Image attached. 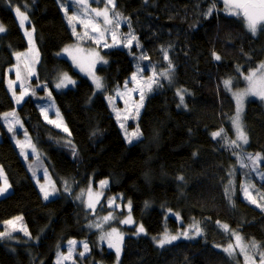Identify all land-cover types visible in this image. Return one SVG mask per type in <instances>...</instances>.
Instances as JSON below:
<instances>
[{"label":"trees","instance_id":"obj_1","mask_svg":"<svg viewBox=\"0 0 264 264\" xmlns=\"http://www.w3.org/2000/svg\"><path fill=\"white\" fill-rule=\"evenodd\" d=\"M16 7L28 15L40 55L30 86L34 93H53L70 136L45 122L43 99L30 96L17 105L9 91L15 55L29 49ZM114 12L136 42L104 52L108 64L98 68L104 91L95 96L92 83L58 57L75 42L59 0H0V25L6 29L0 35V118L16 112L23 132L46 155L57 185L70 188L45 201L12 140L23 133L0 123V168L12 188L0 198V225L20 217L30 233L19 245H0V264H54L73 240L89 244L86 259L96 264H244L240 254L229 256L223 247L235 233L253 253L264 251V104H247L243 125L249 145L235 147L236 105L225 81L243 88L242 79L264 61V28L253 35L220 0H115ZM142 55L164 71L171 64L172 76L147 97L138 121L141 139L129 145L107 98L134 73ZM64 74L76 86L57 93L53 85ZM249 155L261 157L260 178ZM103 180L109 181L106 197L130 202L136 222L120 225L125 234L120 259L86 229L97 213L83 211L75 198L79 189ZM102 206L100 212L109 210ZM192 224L201 226L195 238L164 247L155 242Z\"/></svg>","mask_w":264,"mask_h":264},{"label":"rangeland","instance_id":"obj_2","mask_svg":"<svg viewBox=\"0 0 264 264\" xmlns=\"http://www.w3.org/2000/svg\"><path fill=\"white\" fill-rule=\"evenodd\" d=\"M220 1L224 4L228 11V6L225 5L224 0ZM106 2L107 0H87L88 7L85 8L82 4L78 3L77 0H59L62 13L67 24L71 28L75 42L64 48L59 53L58 57L67 60L73 66L75 71H77L81 76L87 78L92 83L95 89V96L102 94L104 91L103 81L98 73L99 67H103L108 64V60L104 55V52L117 48H131L136 42V39L132 40L130 46H126L129 43L127 39L129 33H125L123 30L121 21L117 16L114 15L115 8L113 9L111 5H108V15L112 20V23L109 24H104L103 17H97L95 12L92 11V9L103 10ZM13 11L16 15L14 8ZM69 16H75L76 19L69 22ZM16 17L19 22L20 18L17 15ZM29 23V18L27 21H25L23 26H21L19 22L21 30L29 45V49L25 52L15 55L16 65L8 70L9 75L12 76L8 81L9 91L17 105L30 96L35 99L37 97L43 99L39 108L45 122L56 130L63 132L67 136H70L69 128L55 102L53 93L50 92V95L34 93L35 91L33 92L32 86H30L32 79H34L37 74L40 55L36 46L35 33L32 29H28L27 27ZM94 27L96 29L95 31L93 30ZM262 28H264V26H258V31L255 36L258 35V32ZM73 29H75V31H73ZM26 31L31 32V37L25 34ZM113 33L115 35H113ZM2 34H4V32L0 33V35ZM65 49H68V51H65ZM104 61H107V63ZM136 64L137 65L134 73L131 74L129 78L123 83V85L115 91L112 97L107 98L113 114L121 128L124 139L129 145H132L141 139V130L138 121L143 112L146 99L150 94L157 90L158 84H160L162 81H168L164 78L162 73L169 70L166 69L164 71L160 68V66L154 67L153 64L151 65L146 58H138ZM261 65H264V61L254 71L259 70ZM154 72L155 76H153ZM259 75L260 72L257 71V78ZM63 76H60L53 85L54 90L57 93L65 92L66 90L76 86V81L67 75L72 81H74V84L69 83L67 87L56 88V84L59 83L61 79H63ZM133 77H135V79H133ZM96 78H99L102 88H97L95 83ZM150 79L156 81L155 83L151 84V89L148 87ZM242 82L244 83V87L236 89V81L231 79V86L226 87L234 99L236 109L237 103L234 93L243 91L248 87V81L242 79ZM141 95L143 96V99H141ZM17 97H21L19 103H17ZM252 100H260L264 104V100H261L258 96H246L244 98L241 111L243 130V119L246 106ZM16 120H19V123H16ZM0 123L4 124L8 130L9 126L11 125L12 131L10 132L17 131V135L19 133H23V136L12 135V140L18 149L22 160L26 164L30 175L39 189L43 199L45 201H51L60 197L61 194L66 192L68 193L70 191L69 186L66 187L64 184L65 187H60L57 185L51 174L46 155L41 150H39L31 136L27 132H23L25 131V126L22 120L17 115L15 117L9 116L7 119H5V115H3L0 118ZM133 133H135V135H132ZM233 133L235 140L237 134L234 126ZM246 136L248 143L240 144V147L244 149H246L249 145L248 135ZM129 137H131L132 143L128 142ZM1 138L2 136L0 131V140ZM261 161L262 160H257L255 164H253L252 161L254 171L257 173L258 178L261 177V174L258 171V163ZM104 181L107 183H102ZM0 187H7L5 194L0 196V198H4L12 191L11 185L2 168H0ZM108 188L109 181L103 180L96 185L90 184L87 187L79 189L75 198L83 211L90 215L97 213L88 220L86 223V229L90 232H96V238L99 246H104L106 249L112 250L116 254L117 248H119V256L117 257L120 259L125 237V234L122 231L123 228H121L120 225L133 227L136 226V222L131 214V203L127 201L123 203L121 196L106 197ZM45 194H47V199H45ZM89 204L92 205L91 208L89 207ZM103 204L104 209H109L106 212H100ZM116 209L119 213L121 212L119 216L118 213L115 212ZM123 212H125L124 215L122 214ZM106 217L107 219H105ZM124 221H128V223H124ZM89 225H92V227H89ZM197 230H199L200 233L201 226L199 224H192L190 226H186L185 229L178 233L167 232V234L177 235L179 236V239L186 237L195 238L199 235L197 234ZM0 233H6V235L0 236V245L3 246L7 244L11 245L12 243L19 245L21 244L20 242L22 239L25 241L30 239L28 238L30 237L29 230L25 225L23 218L20 217L1 224ZM164 235L165 234L155 239V242L158 244V246L159 240L162 239ZM101 237H103V239H101ZM232 237V241L229 244L233 246V254H240L243 258L244 264H261L260 253H253L249 244H247L246 241L242 239V236H239L241 238L239 245L237 244L235 236ZM110 243L112 244V247H109ZM85 244H87V250H85ZM229 244L223 248L228 247ZM242 246H246L247 256L250 257V259L247 261L245 260V254L240 251V247ZM70 248L71 254L69 255ZM81 252L84 253L83 256L80 255ZM89 253L90 246L85 241H76L75 245L71 246L69 243H66L56 255L54 264H96L95 262L91 260L88 261L86 259V256ZM58 256L60 257L59 262ZM78 256L80 257V262L77 259ZM64 257H67V259H64ZM98 264L104 263L99 262Z\"/></svg>","mask_w":264,"mask_h":264},{"label":"snow or ice","instance_id":"obj_3","mask_svg":"<svg viewBox=\"0 0 264 264\" xmlns=\"http://www.w3.org/2000/svg\"><path fill=\"white\" fill-rule=\"evenodd\" d=\"M78 3L82 4L85 8L88 7L87 4V0H77ZM145 2H147V0H145ZM224 3L226 6H228V14L229 15H233V16H237L240 17L241 19H243L246 23V26L248 28V30L255 35L258 31V26H264V0H224ZM108 5H111L112 8H115V0H107L103 10H97V9H92L93 12H95L97 17H103V23L104 24H109L112 23V20L109 18V7ZM15 13L16 15L20 18V25L23 26L25 21L28 20V16L25 14V12H22L21 9L19 7L15 8ZM211 12L208 13V15H210ZM115 16H119V13H114ZM69 22H71L72 20L76 19L75 16H69L68 17ZM5 27L3 25H0V33H3L5 31ZM93 30L95 31V27L93 28ZM264 30V29H262ZM34 31V29H33ZM73 31H75V29H73ZM26 35H28L29 37H31V32L26 31L25 33ZM113 35H115L113 33ZM128 45L126 46H130V43L132 40H135L136 37L129 33L128 34ZM65 51H68V49H65ZM146 57H144L143 55L140 57V59H145ZM165 58H167V56L165 55ZM216 60H220V57L217 55L215 56ZM105 63H107V61H104ZM257 71L260 72L259 77L257 78ZM257 71H253L252 73H250L248 76H245L244 79L246 81H248V87L246 89H244L243 91H238L236 93H234L235 99H236V103H237V109H236V115L232 118V124L236 130V139L231 141L232 145H235V147H240V144H247L248 143V139L247 136L243 130V126H242V122H241V111H242V104H243V100L246 96H258L261 100H264V65H261V68ZM171 64L169 65V70L162 73V75L164 76L165 79L169 80V82H171ZM153 76H155V72L153 73ZM133 79H135V77H133ZM67 82V83H66ZM155 80H151L148 84L149 89H151V84L155 83ZM71 83L74 84V81H72L67 74H64L63 79H61L59 81V83L56 84V88H62V87H67V85ZM96 86L97 88H102V84L99 80V78H96L95 80ZM225 85L226 87H230L231 86V80L225 81ZM183 90H180L177 92V95L180 96V102L181 104L184 101V97L181 94ZM50 95V94H49ZM21 97H17V103L20 102ZM141 99H143V96L141 95ZM15 117L16 113L15 112H10V113H6L5 114V119H7V117ZM16 123H19V120H16ZM123 126V125H122ZM66 130V129H65ZM9 131H12L11 125L9 126ZM132 135H135V133H133ZM213 137L219 136L220 133L219 132H214ZM129 143H132V139L131 137H129L128 140ZM19 143V141H18ZM249 160L253 161V164L256 163L257 160H260L261 157L259 155H257L256 157H253L251 155L248 156ZM179 179H183V177H180ZM102 183H107L106 181L102 182ZM7 190V187H0V196L4 195L5 192ZM45 199H47V194H45ZM89 207L91 208L92 205L89 204ZM107 219V217L105 218ZM11 223V222H9ZM124 223H128V221H124ZM89 227H92V225H89ZM226 230L228 228L227 225L223 226ZM115 231V230H113ZM140 232H143V226H140L139 228ZM197 234H199V230H197ZM6 235V233H0V236ZM110 235V234H109ZM231 235L235 236L237 244H240V237L238 235H236L235 233H231ZM187 238V237H186ZM101 239H103V237H101ZM179 239V236L177 235H169L167 233H165V235L163 236L162 239L159 240V246L160 247H164L165 244H170L173 241ZM69 245H75L76 241H69L68 242ZM251 246L253 249L258 248V245L255 243V241L251 242ZM85 250H87V244L84 245ZM109 247H112V244H109ZM119 248H117V256H119ZM223 251L229 255L232 256L233 255V246L231 244L228 245V247L224 248ZM240 251L242 253L245 254V260H249L250 257L247 256V250H246V246H242L240 247ZM71 254V248L69 249V255ZM81 256L84 255L83 252L80 253ZM60 257L58 256V262H59ZM64 259H67V257H64ZM260 262L261 264H264V251H262L260 253Z\"/></svg>","mask_w":264,"mask_h":264}]
</instances>
